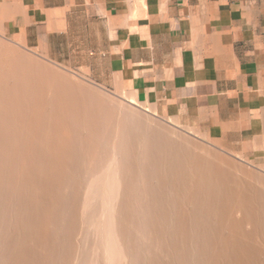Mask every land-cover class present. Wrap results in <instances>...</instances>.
I'll list each match as a JSON object with an SVG mask.
<instances>
[{
    "label": "bare ground",
    "instance_id": "1",
    "mask_svg": "<svg viewBox=\"0 0 264 264\" xmlns=\"http://www.w3.org/2000/svg\"><path fill=\"white\" fill-rule=\"evenodd\" d=\"M67 81H68V79H67ZM67 81H66V78L64 76L57 74L56 72H53L46 67L40 66L39 63H35L31 58L27 57L25 54L18 53L16 51H12L9 49L8 45L0 42V264H138L139 263L138 255L142 251V249L140 250V248H142V247L145 249L144 250L145 252L150 251L151 253L152 252L154 253V254L150 255L151 254L150 252H149L150 254L143 253L144 251L141 252V253H143V255L147 254L146 257L150 255L151 260L155 255H157V252L158 253L160 252L161 255L156 256L157 259L155 258L156 261L154 264H190L187 262V261H190V259L186 260L187 258H189V256L185 259V257H181V255L183 256L184 253L183 254H182V252L178 253L177 250L180 249V251H181L180 247L185 244V242H183V244H180L182 240L180 241V239H179L180 235H182V233H180V232H183L182 226H184V224L186 222H188L187 224H190V222H189L190 220L187 221V218L190 219V217L186 216L187 217L186 218L183 215L185 213L186 214L188 213L189 210L187 211V209L191 205L197 204V203L200 204V200H201L200 198H204V197H201L200 196L201 194L199 193V191L201 192L202 189L201 190L198 189V191L196 189V191L198 193L194 192V190H193L197 186L196 185V183H198L197 181H199V180L195 181L196 179H198L196 177H199L200 179L202 178V180L211 178L212 179V180L210 179L211 185L209 186V183H207V181H206L205 184L206 183L208 184L206 186L211 187L212 185L215 184V186L217 185V187H219V188H217V187L213 186V188H215V190L217 189L220 193H223L220 190V189H222L223 191H227L228 193H224L222 195L221 194L219 195L220 200L218 199L219 200L218 203H220V202L221 203L219 204L218 209H217V207H216V209H214L215 207L212 208L213 210L211 209L212 212H209V214L211 213L210 214L211 216L206 212V215L208 214L209 217H206V215L204 214L205 210H203L205 207H207L208 204L205 207H204V204H203V207L200 204L199 207L201 206L203 209L201 207H200V209L197 207L196 210L200 211L202 209L204 212V213L200 212V214L202 213L201 217L196 216L199 213H198V211L195 210L197 212V214H196L193 210L196 207L192 206V208H193L192 211L194 212V213L192 212L193 216L190 215L191 212H190V214H187V215H190L191 217H193L192 218V220H194L193 222H195L196 217H197L196 219H198V218L202 219V217H204V215H205V217H204L205 219H208V218L211 219V217L214 213V210H217L214 214H216L215 218H217V220L219 218L218 221L220 222V224L221 223L223 224L224 221H226L228 219V217L229 218L234 217L233 214L237 215V213H238L239 214L238 216H240V214L242 215V219L239 217L241 220L236 219L237 220V222H236L237 225L235 224L236 226H234V224H232L233 222L230 223L231 224L230 227L226 222H225V224H223L224 226L222 224L220 225L218 223L219 226L223 227L222 228V227L217 226V221H215L214 217H213V219L216 223L215 222L213 223L212 222L213 220L211 221V223H213L212 225L213 226L215 225V227H218L220 229V231H222L224 229H226L228 231V235L227 234L224 235L225 231H224V234H223V232H220V231L216 232L218 229H216L214 231L217 235L216 234L214 235L213 231L211 232L210 236L213 235L216 237L218 236L219 232L221 233V235H219V237L221 236L220 238H222V239H220V240H223V242L218 240L222 243V244L220 243L221 245H220V247H218V249H221V251H219L217 249L219 252H221L219 254H221L222 256L224 255L223 257L229 256V253H230V255L235 253L234 255L236 256V253H237L238 256L239 255L243 256V257H240V259L239 258L236 259L237 257L235 258L234 255H233L234 259H231L232 256L231 257L229 256L231 260H228L229 259V257H228L227 263L225 262L224 259H223L224 261L223 260H221V261L225 262V264H264V241H263L264 239L263 240L261 239L263 241V242L261 241V243L258 242V240H257L259 237L262 238L261 235H264L263 234L264 228L262 229L261 226H256L257 224L260 223V221H258L257 219L260 216L262 217V219L264 218L263 217L264 216V211H263L264 207L262 208L263 210L260 209V211H259V209H258L259 212H261V211L263 212V213H261V214H263V216L257 215V214H259L258 212H257V214H256V212H253L255 209H257L259 207V206L257 207V205L259 203H260L261 207L264 205L263 195L261 194L262 197H261V195H259L263 189H261V191L259 190L260 192L258 194V191H256L257 188L254 187L255 182L254 183L252 182L254 185H252V183L250 182V181H256L259 183L261 182L260 184L263 185L264 184V175L263 174H262L263 175V177H262L261 174L260 175L254 174V171L253 172L250 171L249 173H246V174H248V178H249V179H246V183L249 182L248 185L246 183H245L246 184L245 185L244 184L245 181L243 182L241 180L242 178L240 177V179L236 178V181L233 179L234 182H232V180H231V182H232L231 184H234V185H232L233 187H231V185L227 186L226 184H228V183H225L227 180L224 181L225 180L224 176H223L224 180H221V178H216V180L214 179L215 181H218V179H220V180L218 182L213 183L214 182L213 177H210L209 175H211V174L207 173L209 170V169H206L207 166H208V168H209V165L212 166L213 168H215L219 172V175H220L221 172L219 170L222 171L223 169H221L219 166L224 165L226 160L224 158H222L220 155L222 160L224 159V163L222 162L221 159H220L221 162H217V161L216 162H214V161L210 162L211 159L209 158L210 160H208L206 158L207 156L205 157V155L201 151V150H204V151L206 150V148H204V147L207 144H205L204 146L203 145L201 146L202 143L200 141H199V143H201V144L196 143V141L194 142L192 140H189L185 136L181 137V136L174 134L173 130H176V129H174V128L172 129L171 126L173 125L175 127H179L178 126L179 124L177 122L178 120L175 121L174 120L175 117L173 120H171L172 119L171 118L170 121L167 119L168 122L171 124V126L168 125L170 128L166 127V124L164 126V128L168 129V131H169L168 133H171L170 135H172V133H173L175 136H178L179 138L180 137L184 138L185 141L188 142V145L186 143L185 144L186 146H185L182 143L174 141V140L168 141L170 136L167 135L169 137L167 140H164L165 141V143L163 145L164 148H161L162 151L160 149V151H161V155L159 154L160 158L163 157L162 152H164L166 154H169L168 157H163L168 162H171V160L173 161V158H171L169 161L168 160L169 157H174L175 159H177L176 163L178 165L179 164L181 165L183 161L185 163L188 162L187 164L191 165V167L192 166L196 167L197 171L194 170V172L195 171L198 172V174H194V172H193V174H191V172H190L191 168H189L190 166H187V168L190 169L189 170L190 175H198V176H195V178H193L194 176L193 177L188 176L189 173H187V174H185V176H184L185 178H184L183 177L184 174L183 173H182L183 175L181 174V172H182L181 169H182V167L185 168V165H186L185 163H184L185 165L182 164L184 166H181V169H179L181 172L178 170V168H176L174 170H177V171L175 172V174H173L174 171L171 170L173 172L172 174L175 175V177H176V175L178 176L176 178H179L178 182L183 183L182 185H184V183H186V182L188 183V181L191 180V177L193 178V181H195V184L193 183L194 185L192 184V186H188V184L186 183L188 188L185 189V191L182 189V191H184L185 193L182 191H179V196L175 195L176 197L172 198V200L174 199L175 202L178 201L177 204H179V201H180L181 205L185 208V211H183V212H185L184 214L180 211H179V214L176 213V214H178L177 219L180 218L178 220L180 222H178L177 220H176L177 222L173 221V219L176 218V217H174L176 215L174 214L172 216V218H173L172 221L174 223H176L177 226L180 225L182 231L178 227L180 234H179V237L176 236V234H178L175 232V230L177 229L176 228L177 226L175 225L176 227H174L170 223L171 229H170V225H169V232H170V230H172L173 227L176 228V229L173 228L174 231L173 230L172 231L175 232L174 234L176 237H178V240L176 237H175L176 240L171 239L172 235H170V234H172V232L170 234H167V237L170 236V239L166 237L167 239L165 240V238H163V240H165L166 242H168V240L180 241V243L178 242V244H177L178 246L180 245L179 248H176L175 244H167L166 243L167 245H163L165 242L164 241L159 242L158 239L162 238L165 234H163V236H162L161 232H163V231H161L160 236L158 235L159 231L162 228L160 230L157 229L159 227V225H157V224L160 223L163 225V222L161 223L160 220L163 221L162 218H164V215H166L167 212L169 215L171 214L170 212H172V211H167V208H168L167 205L169 204V207H171L170 204L171 203L173 204V201L171 202V199L169 197H167L170 195L169 194L165 195V198L166 197L169 198L171 203L166 202V203H168L167 205H164V206H167V208L164 207V209L166 208V210H163L162 209L163 207H161L162 212L161 211L158 212V213L161 212V214H162L164 211L163 215L160 214V216H162V218H160V216L157 215V212H154V211L157 210L156 209L157 207L159 208L160 206H163L162 205L163 199L161 200V198L159 197V200L162 203L159 206H157L158 204L156 205V203H159V202H157L158 200L156 201L154 198V200L156 201V203H155V201L150 198L151 201L153 200L152 201L153 203L152 204L150 203V205H149L148 197H151V196H148L147 199L145 198L146 195H150V192H152V190L151 191L149 190L148 191L149 193L144 195V199H146V201H147V202H145L147 204V209H145V207H144V206H146V204L144 203L145 204L144 205L143 202H141V200H143V198L141 200L140 199L139 200H140V203H142L144 206L143 205H137L139 202L138 199L136 198V201H137V203H136V201L134 202V200L132 198V197H134V199H135V196H137V197L141 196V194L138 195L139 190H138V192H135L137 194H135V193L133 194L132 191L133 190L136 191L138 189L136 187H135L136 189H133L134 188L133 184L135 185V182H137V184H138V179L142 176L141 174H143L145 171L148 172L149 170H152L155 167H157L158 166L157 162H159V161H156V162L154 161L155 163H157L156 164L157 166H151L150 165L151 168L154 167L152 169H149V170L144 169L145 170L144 172H140L142 169L140 171H138L137 174L139 175V172L141 174H140V177L138 179L135 178L136 180L134 183L131 180V177L129 178L130 174L132 173L131 166L133 167V165L135 163H137V161L136 162L134 161V163H133L132 160L133 159L137 160V158H138V160L141 161V159H139V157H138L141 155L140 152L141 151L144 152L145 150H147L148 148L153 146L152 143L155 141H153L150 144L149 139L151 140L154 136V134L152 135V132L153 131L155 132V130H157L159 133L160 132L159 129L154 128L155 130L148 132V133H151L150 135H152L151 136L152 138H148L147 137L148 133L147 134L145 133L147 136H142V135H145V134H142L141 136H139L138 143L135 142L133 140L135 137L133 138L132 137L133 135L132 136L130 135V134H133L134 132L133 131L131 132L130 130L135 124L137 125L138 123H140L139 121L137 122L136 120L140 119V117L142 115V114H140V116H139L138 113H141L143 111L138 112L135 109L138 112V113L136 112V114L139 116V118L136 117L137 118L136 120L131 119L129 121L128 117H126L127 115L125 116V114L123 115V113H118L113 108L108 109L109 107L107 108L105 103L103 104V102L101 101L102 99L99 98L97 94H93L94 96L88 95L81 87H79V85L77 86L74 83H67ZM133 97H135V96H133ZM121 101H123V100L121 99ZM128 101L130 103H134V99L132 98V96H130V99ZM134 104H136L138 106L140 105L138 101H136ZM150 105H149V107H150ZM121 106L124 107L125 105L124 106L121 105ZM143 106H145V105H143ZM126 107L128 109L129 105H126ZM141 108L144 109L143 107H141ZM145 108H146L145 109L146 111L152 113L153 115H157V114H155V110H153L152 108L151 109L148 107H145ZM129 110L132 111V113L135 112L133 107H129ZM126 113L128 114V112H126ZM148 115H146V112H145L146 117L145 116L143 117V115H142L141 118L145 119L148 117ZM153 115H151V116H153ZM129 116H131V113ZM130 118H132V116ZM150 118H148L149 124H150V120L152 119V118L151 119ZM154 118H156V117H154ZM143 119H142V121H143ZM162 119H164V118H162ZM132 120L134 122L136 121V123L134 124ZM128 121L129 122L132 121L131 122L132 127ZM157 121H159V120H157ZM143 122L146 123L145 121H143ZM152 122L150 124L151 126L155 124V122H153L154 124H152ZM139 125L140 124H138L136 127L139 128ZM146 125L144 124V126L147 129V127H149V125L148 126H146ZM156 126L158 127L159 125L156 124ZM161 126H163V125H161ZM111 127H112V129H111ZM141 127H142V124H141ZM138 128L134 127L133 129L134 130L136 129L137 130L136 132L139 131V133L140 132L143 133L142 131H140L141 129L138 130ZM150 128L152 129L153 127H150ZM150 128L148 131H150ZM161 129L163 130V128H161ZM167 129H164V130L166 131ZM143 130H144V128H143ZM144 131L147 132L146 130H144ZM177 131H179V130H177ZM125 132H128L126 134H129V137L131 136L133 138V139H131V142L134 141L132 143V145H134L135 143L138 144V145H136V144L135 145L137 146L136 148L138 149V151L140 149V152H138L136 150L139 155H136L137 153L132 150V149H134V147L131 144L130 145L132 146V149H131V151L129 150L130 146L127 144V142H129V143H131V142L129 141L130 139H128V138L126 139V141L127 140L128 141L127 142L125 141V136L126 137L128 136V135H125ZM161 133H162L161 138L164 139L166 136L162 137V135H164L163 134L164 132H161ZM189 133L193 134L196 137H199V134L195 133V131L193 133L192 132H189ZM109 134H110L112 140L114 141L113 144L115 143L116 146H114L113 144L111 146V143H110V147H113L114 149H110V152H108V155L105 154L106 157H105V160L103 159L104 161L103 160L101 161V159H99V161L102 162V164H100V166L98 165V167H100V168L96 167L95 171L93 170L94 172L92 174L90 173V171H89L90 174H88L86 171L87 168H86L85 164H87L89 166L88 168H91V166H90V165H92L91 159L93 157L95 158L96 155H97L96 157H98V155H100V153L98 154V149H99L98 146H100V143L103 142L105 140V138L106 139L108 138ZM137 135H135V136H137ZM154 137H157V136H154ZM201 137H202V135H201ZM77 138H78V141H76ZM181 138L179 140H181ZM184 139L182 141H184ZM201 139H204V138L202 137ZM135 140H137V139H135ZM160 143H161V141H160ZM101 146H102V148L104 147L103 145H101ZM208 146H210V145H208ZM155 147H157V146H155ZM159 147L160 146L158 145V147H157L158 149H156V148L155 149L159 150ZM121 149H123V150H121ZM155 149H154V152H155ZM208 149L206 150L207 152H208ZM150 150H153V149H149L148 152L151 153L152 151H150ZM121 151H125V152L130 151V153L133 152V153H131V155H132L131 158H133V159H130L132 161L133 165L130 164L131 162L128 163L127 159H124V160H127V162H126L127 164L125 163L124 160H122L121 155H123L125 153L121 152ZM39 152L42 153V155H43L42 159L45 162H43L41 164H39V163L37 164L33 161L34 163H32V160H35V159L39 160L40 159L39 157H37V156H39ZM207 152H206V154L208 155ZM209 152H211V151H209ZM212 152H213V150H212ZM120 153H121V155H120ZM145 153H147V152L145 151ZM158 153L159 152L157 151V155H158ZM74 154H77V156ZM154 155L156 156V152ZM210 155L212 157L213 153ZM227 155H228V153H227ZM127 156L129 157L128 154H127ZM147 156L151 158V156H149V155H147ZM147 156L142 158L143 159L141 161L142 163L139 161L141 164L138 162V165L139 164L140 165L145 164V163H143V161L146 160ZM155 156L153 158H157ZM79 157L81 158L80 159L81 161L82 160L84 161V163L82 162L83 164L80 162L82 164L81 166L79 165L80 163H78ZM102 158H104V157H102ZM160 158H158L157 160H160ZM163 158H161V159H163ZM214 159H217V158H214ZM240 159L243 160V157ZM153 160H156V159H153ZM165 160H164L165 167L163 166L164 165L163 164L161 168H165L166 170H164V169L163 170L166 172L168 169L171 168L170 166L172 164H170V163L167 164L168 162L166 161L167 162L166 163ZM180 160H182V162ZM94 161H95V159H94ZM146 161H148V160H146ZM149 162L150 161H148V163ZM152 162L153 161H151V163ZM92 163H94V162H92ZM148 163H146V164H148ZM228 163L230 164V162H228ZM239 163H242V162H239ZM146 164H145V167H146ZM161 164H159V165H161ZM138 165L136 164V166H138ZM152 165H155V164L153 163ZM239 165H236L235 162H233V164H231L228 167H230V169H232V170H233V168L235 169V167H236V169L238 168V170L240 171L242 166H241V164H239ZM79 166L80 167L83 166V168L81 169L82 171L84 169L83 172L81 170L79 171V169H80V168H78ZM174 166H175V164H174ZM135 167L133 169L134 171L137 170V168L135 169ZM141 167L145 168L143 166H140V168ZM176 167H178V166H176ZM243 167H245V166H243ZM247 169H246V172H247ZM138 170H139V168H138ZM156 170L157 169L155 168L154 171H152V172H155ZM158 170H157L158 172H161L163 174L164 171H162L160 169H158ZM241 170H243V169H241ZM178 171H179V174H177ZM185 171H188V170H185ZM225 171L223 170V173ZM147 172H145V173H147ZM152 172L149 173V176H150V174H152ZM158 172H156V174ZM169 172L170 171H168V173ZM227 172H228V170H227ZM241 172L242 171H240L239 173H241ZM168 173H166L165 176ZM229 173H230V171H229ZM244 173L245 172H242L241 174H243V176H246V174H244ZM257 173H259V172H257ZM233 174L230 173L229 176L233 177V176H231ZM82 175H83L84 179L81 178ZM144 175H146V174H143V178H144ZM159 175H160V173H159ZM163 175H162V177L160 175V178H163L160 180L161 182H162V180L164 181V180L168 179L167 177H166V179H164ZM215 175L218 176L216 173H215ZM224 175H226V174H224ZM227 175H228V173H227ZM72 176H73V179L69 178ZM131 176L134 178L135 177L134 173H132ZM154 176L158 177V174L155 175V173H154L152 178ZM167 176L169 177L170 173ZM186 176L190 177L189 180ZM235 176H236V173H235ZM175 177L173 176V178L176 182L177 179ZM237 177H239V176L237 175ZM146 178H147V176H146ZM160 178L158 177V181ZM170 178H172V176H170ZM227 178H228V176H227ZM140 179L141 180H139V181L141 183V181H143V180H142V178H140ZM172 179H170L171 181H169V179H168L169 183L172 182ZM185 179H187V181ZM150 180H152V179H150ZM150 180H145L143 184L141 183L143 185V187H146L145 184H147V186H148V184L152 185V182H155L153 180L152 181H150ZM238 180L239 181L241 180V182H243V183L239 182L240 184H238V182H237ZM243 180H244V178H243ZM178 182H177V186L181 187V184L178 185ZM199 182H201V180ZM203 182H201V185L203 184ZM228 182H230V181L228 180ZM156 183H155V185H152V186L153 187L156 186L157 185ZM162 184H163V182H162ZM170 184H168V185L171 186L173 184V182L171 185ZM151 185H149L150 187L149 188L147 187V188L148 189L152 188L154 190L155 188L151 187ZM199 185L200 184H198V186ZM164 186L165 185L163 184V186H161L160 188H163ZM169 186H167V188H165V189H168ZM172 186H175V185H172ZM130 187H131V192L133 194L132 197H131V195H129ZM185 187L186 186H184V188ZM205 187L203 186L202 188H205ZM209 187L206 188V190L209 189ZM224 187H226V188H224ZM160 188L156 187V189H160ZM182 188H183V186H182ZM213 188L212 187L210 188L209 194L211 192H213V193L217 192V191H211V190H213ZM139 189L141 190L140 187H139ZM143 190L144 189H142V191ZM162 190L166 194L165 190L164 189H162ZM162 190H158V191L155 190V193L152 192L153 195L152 194L151 195L154 197V194L160 193ZM204 190H203V192H204ZM181 192L184 194H182ZM167 193H170L172 196V192H167ZM174 193L177 194L178 192L176 193V191H175ZM206 193H208V191H206L205 194ZM202 194H204V193H202ZM158 195H160V194L155 195L157 199H158V197H157ZM162 195H164V194L162 193ZM206 195H205V197H207L208 198L207 200H209V197L211 198V196H206ZM210 195H212V194H210ZM214 195L215 194H213V197H214ZM217 195L218 194H216V197H218ZM213 197H212V200L214 202L215 197L214 198ZM175 198H177V200ZM169 199H166V200H169ZM198 199H200V200H198ZM197 200H198V202H197ZM203 200L204 199H202V201ZM205 200H204V202H205ZM212 200H210V201L212 202ZM195 201H196V203H195ZM211 202L208 201L207 203H209V205H212ZM261 202L263 203L262 205H261ZM214 204H215V202L213 203L212 206H215ZM216 204H217V202H216ZM154 205H156V208ZM137 206H140V207H137ZM175 206H177V205H175ZM194 206H196V205H194ZM220 206H221V208H220ZM209 207L210 206H208V208ZM261 207H259V208H261ZM208 208H206L207 211H209V209H210V208L209 209ZM219 208H220V210H219ZM153 209H154V211H153ZM175 209H174V211H175ZM178 210H181L180 207ZM178 216H179V218H178ZM254 216L256 218L258 216L259 217L256 219V218H254ZM157 217L160 218V219L158 218L160 221L159 223H156V222H158L156 220ZM261 217H260V219H261ZM204 218L202 220L207 221ZM231 218H230V220H231ZM165 219H166V217H165ZM201 219H200V223H201ZM166 220H168V219H166ZM232 220H234V219H232ZM170 221H171V219H170ZM257 221L259 223H257ZM263 221H264V219H263ZM263 221H262V224L260 223L259 225H264ZM197 222L199 223V221H197ZM208 222H209L208 225L210 226L209 219L205 223H208ZM164 223H165V221H164ZM182 223H184V224L182 225ZM205 223L203 222V224H205ZM187 224H185V225H187ZM201 224H198V225H201ZM238 224H239V226H238ZM191 225L196 226V222H195V224L193 223ZM208 225H206V226H208ZM241 225H245L246 226V227L244 226L245 229L249 226L253 227V229H251V231H249V230L246 231L247 229L244 231L243 226H242V228L240 227ZM188 226L189 225H187L186 227H188ZM186 227H185V229H186ZM191 227L189 228L190 231L193 230V228H194V227H192V229H191ZM164 228H163L164 232L168 231V230H166L167 227H164ZM198 228L196 227V229H198ZM185 229H184L183 234L186 233L185 231H188L187 230L188 228L186 230ZM211 229L214 230L215 228L211 227ZM248 229H250V228H248ZM205 230H206V228H205ZM190 231H188V232H190ZM198 231H200V229ZM207 231H209V230H207ZM169 232H166V233H169ZM188 232H187V234H185L186 239L191 240V238H190L191 235L189 233V235H190L189 236ZM195 233H197V231ZM204 233H206V232L204 231ZM208 233H210V231ZM191 234H193V232H191ZM196 235L199 236L198 234H196ZM208 235H203V236L206 238V236L208 237ZM203 236H200V241H202L201 238ZM182 237H180V238H182ZM86 238L87 239L89 238L90 240H86ZM173 238H174V236H173ZM211 238H213V240H214V237H211ZM233 238H236L237 239L236 241H239V240L245 241V242H238L239 244L236 242L238 244V246H237V244L234 243L235 244L234 246H237L236 247L237 249H238V247L240 248V250L238 249L239 250L238 252H237V250H235L234 246L232 248V246L227 243V242L231 241ZM193 239L196 240V237H193ZM228 239H230V240L228 241ZM184 240L185 239L183 238V241ZM197 240H198V237H197ZM210 240H212V239H210ZM213 240H212L211 245H209L210 244L209 243L207 245L204 244V246L208 247V249H209V246H214V245H212V244H215L213 242ZM246 240H247V242H246ZM203 242L204 241H202V243ZM209 242H211V241H209ZM195 243L198 244L197 241ZM199 243L201 244V242H199ZM160 244H162V245H160ZM188 244H189V242H188ZM141 245H142V247H141ZM194 245H196V244H194ZM215 245H216L215 247L217 248L219 243L215 244ZM232 245H233V242H232ZM200 246L198 249L201 248ZM184 247H186V245H184ZM202 247H203V245H202ZM186 248H188V250H186V251H190L189 247H186ZM191 248H192V246H191ZM196 248L197 247L193 248L192 250L194 251V249L196 250ZM203 248L200 249L201 252H202ZM173 249L178 254H180L178 256H180L182 259L184 258V260L174 259V257L177 256V254H176V252H173ZM231 249H232V251L234 249V251L232 252ZM217 250L215 249V251H217ZM183 251H185V250H183ZM199 252H198V254H199ZM201 252H200V254H201ZM174 253L176 254V256L174 255ZM187 254H188V252H187ZM195 254H197V253H195ZM206 254H208V253H206ZM213 254H215L214 251H213ZM192 255H194V253L190 254V256H192ZM151 256H153V257L151 258ZM196 256L197 255H195V257ZM200 256H199V258L201 260L200 262L196 261L197 259L195 260L194 259L195 257L193 258L194 262L192 259H191L192 260L191 262H193L195 264L197 262H198V264H208L210 259H212L210 257L213 255H211L210 257L208 256L210 259L209 260L207 259L208 260L207 263H204V262H206V260L203 261L201 259V257L204 255H202L201 257ZM142 257H140V260ZM146 257L144 256L143 259L145 258V260H146ZM180 257H178V258H180ZM206 257H207V255H206ZM216 257H214V258H216ZM219 257H217V258H219ZM197 258H198V256H197ZM202 258H204V257H202ZM145 260H143V261L146 262ZM221 261H218V262L221 263ZM144 262H142V263L144 264ZM149 262L153 263V261L152 262L149 261ZM149 262H146V263L149 264ZM213 262H216L215 259L213 260ZM219 263H214V264H219ZM140 264H141V261H140ZM209 264H212V262H210Z\"/></svg>",
    "mask_w": 264,
    "mask_h": 264
},
{
    "label": "crops",
    "instance_id": "2",
    "mask_svg": "<svg viewBox=\"0 0 264 264\" xmlns=\"http://www.w3.org/2000/svg\"><path fill=\"white\" fill-rule=\"evenodd\" d=\"M0 17L10 39L50 54L63 38L96 82L119 79L161 117L264 167V0H0Z\"/></svg>",
    "mask_w": 264,
    "mask_h": 264
},
{
    "label": "rangeland",
    "instance_id": "3",
    "mask_svg": "<svg viewBox=\"0 0 264 264\" xmlns=\"http://www.w3.org/2000/svg\"><path fill=\"white\" fill-rule=\"evenodd\" d=\"M0 26H1V29H2V30H0V42H1V43H4V44H6V45H8L10 50H12V51H16V52H18V53L25 54L27 57L31 58L35 63H39L40 66L46 67V68H48L49 70H51V71H53V72H56L57 74H60V75L64 76V77L66 78V81H67V79H68L67 83H74V84H76L77 86L79 85V87H81V88H82V89H83L88 95L94 96L93 94H97L98 97L102 99L101 101L103 102V104L105 103V105L107 106V108L109 107L108 109L113 108V109H115L118 113H123V115L125 114V116L127 115L126 117H128L129 121H130L131 119L136 120L137 118H139L140 114H142L143 117H144V116H145V112H146V115L149 114L148 117L145 118L146 120L143 119V118H141L142 115H141V117H140L141 120H140V119H137V120H136L137 122H138V121L140 122V123H138V124H140V125H139V128L136 127V126L138 125V124H137V125L135 124L136 121L134 122V121L132 120L133 123L135 124V125L133 124V125H134L133 127H132V123H131L132 121H131V122L128 121V122L130 123L131 127H132L130 131H131V132H132V131L134 132L133 134H130V135H131V136L133 135L132 137H133V138L135 137L134 139H133L131 136L129 137V134H126V133H128V132H125V135H128L127 137L125 136V141H126V139L128 138V139H130V140H129L130 142H131V139H133L135 142L138 143L139 136H141L142 134H145V133L147 134L148 132H151L152 130H155L154 128L159 129V131H160L159 133H160V134L158 133L157 130H155V132H154V131L152 132V135L154 134V136H157V137H154V136H153V138H152V137H151L152 135H150L151 133H148V136H147L146 134H145V135H142V136H147L148 138H152V139H151L152 141L149 139L150 144H151L153 141H155V142H153L154 144L152 143L153 146H151L150 148H148L147 150H145L147 153H145V151H144V152L141 151V152H142V153H141V152H140V149H139V151H138V149L136 148V147H137L136 145H138V144L135 143V144H136V145L134 144L135 146L132 145V143H133L134 141L131 142V143L127 142L128 140L126 141L127 144L131 147V148L129 147V150H130V151H131L132 146H133L134 149H132V150L135 151V152L137 153V154L135 153L136 155H139L138 152H140V154L143 156V157H142L141 155H140L141 157L138 156L139 159H141V161L143 160L142 158H144L145 156H147V155L151 156V158L147 156L149 159L146 157V160L150 161L149 163H148V161H146V160L143 161V163H145V164L148 163L149 165L146 164V167H145V164L140 165L142 162H141L140 160H138V158H137V160H134L133 158H131V156H132L131 153H133V152L130 153V151H128V152H129V153H128L127 151H126V152H125V151H121V152H124L125 154L127 153V154L129 155L130 158L127 156V154L125 155V154L122 153V154L124 155V156H123V155H121V153H120V155L122 156V160L127 159V160H128V163L131 162L130 164H132V165H133L134 161H135V162L137 161V163H135V164L133 165V167L131 166V168H132V173H134L135 177L133 178V177H132L133 175L131 176L132 173H131L130 176H129V178L131 177V180L133 181V183H134L135 180H136L135 178L138 179V178L140 177V174H141L140 172H144L145 170H149V169L154 168V167L151 168V166H157V165H156L157 163H158V166H159V167H158V166L155 167L157 170H158V169H160V170H162V171L166 170L165 168H161V167H162V165L164 164V160H165L163 157H168L169 154H166V153L162 152V153H163V155H162L163 157H161V158H163L164 160L160 158V155H161V151H162L161 148H164V146H163L164 143H165L164 140H167L169 136H170V137H169V140H168V141H170V140H174V141H177V142L182 143L183 145H185L186 143H187V145H188V142L185 141L184 138H181L182 136H185V137H187L189 140H192V141H194V142L196 141V143H199V141H200V142L202 143V144L199 143V144H201V146H202V145L204 146L205 144H207L204 148H206V150L209 148V149H208V152L205 150V151L208 153V155L206 154V152H205L204 150H201V151H202V153L205 155V157L207 156L206 158H207L208 160L211 159L210 162H212V161H214V162H216V161H217V162H221L222 158H224V159L226 160V162L224 163V159H223L222 162L224 163V165H220L219 167H220L221 169H223L224 171L227 169L228 172H227V170H226V171L223 173V170H222V171L219 170V171L221 172V174H220L221 176L219 175V172H218L215 168H213V167L210 166V165H209V168H208V166H207L206 169H209L207 173H210V174L212 175V176H211V175H209V176H210V177H213V181H214V182L212 181L213 183L218 182V181L220 180V179H218V181H215L216 178H221V180H224V178H225L224 181L227 180L225 183H228V184H226V185H227V186L231 185V187H233L232 185H234V184H231V183L234 182V180L236 181V178H237V179H240V177H241V178H242L241 180H242L243 182L245 181V182H244V184H245V183H246V179H249V178H248V174H246V173H249L250 171H252V172L254 171V174H256V175H257V174H259V175L261 174V176L263 177V175H264V167L258 166V165H256L254 162H252V161H248V160L243 161V160H241V159H240V156H238L237 154H235V153H233V152H231V151H228V150L224 149V148L221 147V145H219V143L216 142V141H211V140L209 141V140L201 139L202 137H201L200 135H199V137L194 136L193 134L189 133V132H192V133H193V132H194V131H192L193 129H191L190 127H187L186 125H184L183 122H181V123L178 122V124H179L178 126H179V127H175V126H173V125L171 126V124L168 122V120L170 121V119H168V120H167L166 118L162 119L163 117H161L159 114H157L156 110H155V114H157V115H153L152 113L146 111V110H145V109H146L145 107H148V108H150V109L152 108L153 110H154V108L151 107V106L149 107V105H146L145 103L140 102L139 100H138V102H139V104H140V105H139L140 107H139L138 105L134 104V103L137 101V99H135L136 96H135L134 94L131 93L132 91H129L128 89H126V88L120 83V80H119V79H115L113 87H111V86H110V87H107V86H105L104 83H98V82H96L95 79H93V77H92V74H91L90 69H89L88 67H85V66L82 67V66H81V62L84 61V58H85V57L81 56L79 53H78V54H75V53H74V48H73V47H71L70 49L65 48V46H64V44H65V40H64L63 38H58V37H56L55 39L51 40V41H52V45H51V49H50V54H46L45 51H49V50H47V46L44 47V46L42 45V44H43V41H36V40H33L32 43H34V45H33V46H32V45H31V46H27L26 43L23 42V41H21V40H12V39L9 38V36H8V33H9V32H8V26H6V28L3 30V28H4L3 26H5V25H4V22H3V20L1 19V17H0ZM70 43L73 44V40H72V39L70 40ZM35 44H39V45L36 46ZM44 65H45V66H44ZM70 75H71V76H70ZM115 94H116V95H115ZM117 95H118V96H117ZM122 96H123V97H122ZM127 96H128V97H127ZM130 96H132V98L134 99V103H130V102L128 101V100L130 99ZM133 96H135V97H133ZM128 98H129V99H128ZM121 99H122L123 101H121ZM135 100H136V101H135ZM131 101H132V100H131ZM121 102H122V103H121ZM124 102H125V103H124ZM129 103H130V104H129ZM131 104H132V105H131ZM133 104H134V105H133ZM108 105H109V106H108ZM121 105H123V106L125 105V106L122 107ZM126 105H129V107H133L135 112L132 113V111L129 110V107H128V109H127ZM143 105H145V106H143ZM141 107H143L144 109H142ZM135 109H136L138 112H139V111H140V112L143 111V112L138 113ZM122 110H123V111H122ZM126 112H128V114H127ZM129 112L131 113L132 118H130L131 116H129V115H130ZM136 112L139 114V116L136 114ZM152 112H153V111H152ZM143 113H144V114H143ZM151 115H153V116H151ZM136 117H137V118H136ZM145 117H146V116H145ZM150 117H151L152 119H151ZM154 117H156V118H154ZM148 118L151 119V120H150V124H151V122H152L153 120H154L153 122H155V124L152 122V124H154V125L151 126V125L149 124V119H148ZM128 119H127V120H128ZM142 119H143V121H145L146 123H144V122L142 121ZM165 119H166V120H165ZM157 120H159L160 122L157 121ZM147 121H148V122H147ZM161 122H162V123H161ZM163 123H164V124H163ZM141 124H142V127L144 126V124H145V125L147 124L146 126L149 125V127H147V129H146L145 126L143 127L144 130H146L147 132H145V131L143 130V128L141 127ZM156 124L159 125V126L157 127ZM165 124H166V127H168V128H170L169 126H171L172 129H173V128L176 129V130H173V131H174L173 133L176 134V135H178V136H181V137H180L181 140H179L180 138H179L178 136H175L173 133H172V135H170L171 133H168V132H169L168 129H167V128H164ZM161 125H163V126H161ZM168 125H169V126H168ZM180 125H181V126H180ZM160 126H161V127H160ZM134 127H135V128H138V130L141 129L140 131H142L143 133L140 132V133H141V134H140L139 131L136 132L137 130H136V129L134 130V129H133ZM150 127H153V128L151 129ZM149 128H150V131H148ZM161 128H163V130H162ZM106 129H107V128H106ZM106 129H105V130H106ZM111 129H112V127H111ZM129 129H130V128H129ZM132 129H133V130H132ZM164 129H167V130L165 131ZM185 129H186V130H185ZM177 130H179V131H177ZM188 130H189V131H188ZM114 131H115V130H114ZM161 132H164V133H163L164 135H162V137H165V136H166V137H165L166 139H165V138H164V139L161 138V134H162ZM175 132H176V133H175ZM181 132H182V133H181ZM129 133H130V132H129ZM138 133H139L140 135H139ZM155 133H156L157 135H156ZM177 133H178V134H177ZM137 134H138V135H137ZM165 134H166V135H165ZM180 134H181V135H180ZM135 135H137V136H135ZM158 135H159V136H158ZM167 135H169V136H167ZM149 136H150V137H149ZM171 136H172V137H171ZM174 136H175V137H174ZM77 137H78V136H77ZM200 137H201V138H200ZM113 138H114V137H113ZM135 139H137V140H135ZM183 139H184V141H182ZM159 140L161 141V143H160ZM178 140H179V141H178ZM76 141H78V138L76 139ZM104 141H105V142H104ZM104 141L100 143V146H101V145L104 146L103 148H102V146H101V147L98 146V147H99V149H98V154L100 153V155H98V157H96V156H97V155H96L95 158L93 157V158L91 159V160H92V161H91V164H92V165H90L91 168H88L89 166H88L87 164H85V166H86V168H87V169H86V168H85V169H86V171H87L88 174H90V173L92 174V173L95 171V168H96V167H97V168H100V167H98V165L100 166V164H102V162H100L99 159H101V161H102L103 159L105 160V157H106L105 154L108 155V152H110V149H114L113 147H110V143H111V146H112V144H113V142H114V141L112 140L110 134H109V136H108L107 139L105 138ZM109 141H110V142H109ZM111 141H112V142H111ZM107 142H108V143H107ZM156 143H157V144H156ZM159 143H160V144H159ZM203 143H204V144H203ZM212 143H213L214 145H213ZM130 144H131L132 146H131ZM113 145L116 146L115 143H114ZM154 145L157 146V147H158V145H159V146H160V147H159V150H156V149H158V148L155 147ZM208 145H210V146H208ZM217 145H218L219 147H218ZM162 146H163V147H162ZM185 146H186V145H185ZM185 146H184V147H185ZM109 147H110V148H109ZM153 147H154V148H153ZM211 147H212V148H211ZM101 148H102V149H101ZM104 148H105V149H104ZM155 148H156V149H155ZM221 148H222V149H221ZM145 149H146V148H145ZM149 149H153V150H150V151H152L153 153H152V152H151V153L148 152ZM154 149H155V152H156V156L154 155V154H155ZM160 149H161V151H160ZM210 149H211V150H210ZM218 149H219V150H218ZM121 150H123V149H121ZM136 150H137L138 152H137ZM143 150H144V149H143ZM212 150H213V152H212ZM214 150H215V151H214ZM223 150H224V151H223ZM99 151H100V152H99ZM111 151H112V150H111ZM157 151L159 152L158 155H157ZM203 151H204V152H203ZM209 151H211V152H209ZM104 152H105V153H104ZM149 153H150V154H149ZM209 153H210V154L213 153L212 157H211V155H210ZM227 153H228V155H227ZM229 153H230V154H229ZM103 154H104V155H103ZM144 154H145V155H144ZM159 154H160V155H159ZM165 154H166V155H165ZM74 155L77 156V154H74ZM164 155H165V156H164ZM220 155H221L222 158L220 157ZM226 155H227V156H226ZM229 155H230V156H229ZM154 156L157 157V158H153ZM170 156H171V155H170ZM214 156H215V157H214ZM234 156H235V157H234ZM37 157H39L40 159L38 158L39 160H37V159L32 160V163L35 162V163H37V164H38V163L41 164V163L45 162V161H43V159H42V157H43L42 153L39 152V156H37ZM102 157H104V158H102ZM158 158H160V160H157ZM171 158H173V161L171 160V162H168L167 160H165V162H166V161L168 162V163L166 162L167 164L170 163V164H172V165L170 166V167H171L170 169H168L166 172H165V171L163 172L164 175H163L161 172H158L159 170H158V171L156 170L155 172H152V171H154L155 168L152 169V170H149L150 172H152V174H150V176H149V173H150V172H149V171H148V172L145 171V172H147L148 174L145 173V172L143 173V174H146V175H144V178H145V179L143 178V174H141L142 176H141L140 178H142V180H143V181H141V183L143 184L145 180H150V179H152L153 181H155V182H152V185H155V183L158 181V177L160 178V175H161V177H162V175H163L164 179H166V177H167V178L169 179V181H171L170 179H172L173 176L175 177V175H173V174H175V172L177 171V170H174V169L178 168V170H179V169H181V166H184L185 164H186V165H185V168L182 167V169H181L182 172L179 170V171L181 172V174H182V173L184 174V175L182 174L183 177H184L185 174H187V173H189L188 176H192V177L194 176L193 178H195V176H198V175H190V172H191V174H193L194 170H196V167H194V166L191 167V165H188V164H187L188 162L185 163L184 161L182 162V160H180V161L182 162V164H184V163H185V164H184V165H182V164H181V165H180V164L178 165V164L176 163V160H177V159H175L174 157H169L168 160L170 161ZM209 158H210V159H209ZM214 158H217V159H214ZM238 158H239V159H238ZM80 159H81V158L79 157L78 163H80V162H81V163H82V162L84 163V161H83V160L81 161ZM94 159H95V161H94ZM97 159H98V160H97ZM130 159H133V160H132L133 163H132V161H131ZM153 159H156V160H153ZM220 159H221V160H220ZM87 160H88V159H87ZM89 160H90V159H89ZM104 160H103V161H104ZM127 160H124L125 163L127 162ZM174 160H175V161H174ZM219 160H220V161H219ZM33 161H34V162H33ZM98 161H99V162H98ZM139 161H140L141 163H140ZM145 161H146V162H145ZM151 161H153V162L151 163ZM154 161H155V162H156V161H159V162L155 163ZM227 161L230 162V164H229ZM231 161H232V162H231ZM238 161H239V162H242V163H239ZM92 162H94V163H92ZM95 162H96L97 164H96ZM122 162H123V161H122ZM138 162L140 163L139 165H138ZM174 162H175V163H174ZM233 162H235L236 165L241 164L242 167L245 166V167H243V168L241 167V169H243V170L240 169V171L245 172L244 174H246L247 177H246V176H243V174H241L242 172L239 173L240 171L238 170V168L236 169V167H235V169L233 168V170H232V169H230V167H228V166H230L231 164H233ZM81 163L79 164L80 166L83 164V163H82V164H81ZM123 163H124V162H123ZM153 163H154L155 165H152ZM161 163H162V164H161ZM173 163L175 164V166H174ZM237 163H238V164H237ZM251 163H252V164H251ZM126 164H127V163H126ZM136 164H137L138 166H136ZM159 164H161V165H159ZM226 164H227V165H226ZM150 165H151V166H150ZM252 165H253V166H252ZM80 166L78 167V168H80L79 171L83 168V166H82V167H80ZM135 166H136V167H135ZM140 166H143V167H145V168H142V167L140 168ZM149 166H150V167H149ZM163 166L165 167V164H164ZM172 166H173V167H172ZM176 166H178V167H176ZM187 166H190L189 168H191V170H190L189 168H187ZM239 166H240V165H239ZM134 167H135V169L137 168V170H136L137 172L133 170ZM148 167H149V168H148ZM167 167H168V166H167ZM78 168H77V169H78ZM138 168H139V170H138ZM168 168H169V167H168ZM186 168H187V169H186ZM193 168H194V169H193ZM247 168H248V169H247ZM141 169H142V170H141ZM144 169H145V170H144ZM163 169H164V170H163ZM229 169H230V170H229ZM244 169H245V170H244ZM246 169H247V172H246ZM249 169H250V170H249ZM93 170H94V171H93ZM140 170H141V171H140ZM171 170H173L174 173H173ZM183 170H184V171H183ZM185 170H188V171H185ZM189 170H190V172H189ZM214 170H215V171H214ZM231 170H232V171H231ZM237 170H238L239 172H238ZM81 171H82V170H81ZM83 171H84V169H83ZM83 171H82V172H83ZM89 171H90V173H89ZM138 171H140V172H139V175L137 174ZM168 171H170L169 173H170V176H172V178H170V176H169V177L167 176V175H169ZM179 171L177 172V174H179ZM196 171H197V170H196ZM196 171L194 172V174H198V172H196ZM209 171H210V172H209ZM211 171H212V172H211ZM229 171H230V173H232V174L236 171V172H235V173H236V176H235V173H234L233 175H231V176H233V177H230V176H229V175H230ZM135 172H136V173H135ZM156 172H158V173H157V174H158V177H157V176H154L155 178H154V177L152 178V176L154 175V173H155V175H157ZM252 172H251V173H252ZM255 172H256V173H255ZM257 172H259V173H257ZM159 173H160V175H159ZM166 173H168V174L165 176ZM172 173H173V174H172ZM215 173H216L218 176H216ZM227 173H228V175H227ZM237 173H238V174H237ZM224 174H226V175L228 176V178H227V176L224 175ZM262 174H263V175H262ZM136 175H137V176H136ZM237 175H238L239 177H237ZM74 176H75V175H74ZM146 176H147L148 179L146 178ZM188 176H186V177H187L188 180H189L190 177H188ZM223 176H224V178H223ZM242 176H243V177H242ZM150 177H151V178H150ZM156 177H157V178H156ZM176 177H178V176L176 175ZM176 177H175V178H176ZM192 177H191V180L188 181V183L186 182V183L188 184V186H192V184H193V183L195 184V181H197V180H199V181L201 180V182H203V181L205 180V181L203 182L202 185H201V182L197 181V182H198V183H196L197 186H198V184H200L202 187H203V186L205 187L206 185H208L207 183H209V186L211 185L210 182H211L212 179H211L210 177H209V178H210L211 180H210V179H203V180H202V178L200 179L199 177H196V178H198V179H196L195 181H193V178H192ZM245 177H246V178H245ZM69 178H72V179H73V176H72V177H69ZM77 178H78V177H77ZM81 178L84 179L83 175H82ZM140 178L138 179V184H137V182H135V185L133 184V187H134L133 189H136V188H138V189H137L136 191L133 190L132 192H133V194H134L135 192H138V190H139L138 195L141 194L142 197H141V196H140V197L138 196V197H139V198H138L137 196L134 195V196H135V199H134V197H132L133 194H132V192H131V187H130V192H129V195H131V197L133 198L134 202L136 201V198L138 199L139 202H138L137 205H143L145 202H147V201H146L147 197H148V196H151V197H148V203H149V205H150V203H151V204L153 203L152 201L154 200V198H155L156 201L158 200L157 202H159V203H156V201L154 200L155 203H156V205L158 204L157 206H159V205L163 202V203H162L163 206H160V207H159L160 209H159L158 207L156 208V205H154L155 208H156L157 210L155 209L156 211H154V209H153V211H154V212H157V215H159V216H160V214H161V212H162L161 207H163V208H162L163 210H166V208H167V206H168L167 211H172V212L174 211L175 208H176V209H177V208L179 209V207H180V209H181V210H178V209L176 210V209H175V211H174L175 213H174V212H173V213L170 212L172 215H171V214L169 215L168 212L166 211L167 214L165 213L166 215H164V218H162V216H160V218L163 219V221H162V220H160V221H161V223L163 222V225H164V226H163L162 224L159 223V222H160V221H159L160 218H159V217L156 218V220L158 221V222H156V223H159V224H157V225H159V227H158L157 229L160 230L161 228L163 229L164 227H167L166 230H168V231H165V232H164V229H165V228H164L163 230L161 229L160 231L158 230V231H159V234H158L159 236H160V232H161V231L164 232V233L161 232V233H162V234H161L162 236H163V234L166 235V236L164 235L163 237L161 236L162 238H159V239H158L159 242L164 241L165 243L163 242V243H164V244L162 243L163 245H167V244H175V247H176V248H179V246H180V245H179V246L177 245L178 242L180 243L181 240H182V241H181L180 244H183V242H185L184 245H186V247H189V250H190V251H186V250H188V248L184 247V245H182V246L180 247V248H181V251H180V249H179V250L176 249V250H177L178 253H181V252H182V254L184 253L185 256H184V255H183V256L181 255V257H185V259L189 256V258H187L186 260L190 259V261H187V262L190 263V264H195V263H193V262H194V259H195V260L197 259L196 261L200 262V261H201L200 258H199L200 255H201V256L204 255V256H202V257H204V258H202V257L200 256L201 259H202L203 261L206 260V262H204V263H207V261H208L210 258H212V259H210V261L208 262V264H209L210 262H212V264H214V263H219L218 261H221V260H223V259H224L225 262L227 263L228 260L234 259V258H233V255H234L235 253H234V254H231V255H230V253H229V256H230V257L232 256L231 259H230L229 256H227V257H223L224 255L222 256L221 254H219V253H221V252H219V251H221V249H218V247H220V245L222 244L221 242H223V240H220V239H222V238H220L221 236L219 237V235H221L220 232H223V234H224V231H225V234H224V235H226V234L228 235V231H227L226 229L220 231V229L218 228V227H222V226H219V225H218V223L220 224V222L218 221L219 218H218V220H217V218H215V217H216V216H215L216 214H214V213H215L217 210H214V213H213L211 219L208 218L209 221H210V226H211V227H214V228H215L214 230H212L211 227L208 225L209 222H208V223H205V222L208 221V219H205V218H204L205 215H206V212H207L208 214H209V212H212V211H211L212 208L215 207L214 209H216V207H217V209H218L219 204L221 203V202L218 203L219 200H220V199H219V198H220L219 195H220V194L222 195V194H224V193H228L227 191H223L222 189H220L221 192H223V193H220L217 189L215 190V188H213V186H214V187H217V185L215 186V184L211 186V187L213 188V190H211V191H217L218 193H217V192H215V193L211 192L210 194H212V195L209 194V192H210V188H211V187H209V186H206L205 188H202V187L199 185V186H198L199 188L196 186V188L193 189L194 192H196V193H198V192H197L198 189H199V190L202 189L201 192L204 193V194H202V193L199 191V193L201 194V195H200V194H199V195H200L201 197H204V198H200L201 200H200V199H198V200H200V204L202 205V207H203V204H204V207L208 204L207 207H205L204 209L200 206L203 210H205V213L203 212L202 209H201L200 211H199V210H196L197 207L200 209V207H199L200 204H198V203H197L198 205H197V204H193V205H191V206L187 209V211L189 210L187 214H190V212H191V214H190L191 216H193V215H192V212H193V211H192V209H193L192 206H193V207H196V208L193 209L194 212H195L196 214H197L196 211H198L199 214H200V212H202V213L205 214L204 217H202V219L204 218V219L207 220V221H204V220H202L201 218L196 219V218H197L196 216H200V217H201V216H202V213H201L200 215H199V214H198V215L195 214L196 216L194 215V216L196 217V218H195L196 226H195V225H191V224H193V223L195 224V222H193L194 220H192L193 217H191L190 215H187L185 212H183V211H185V208L181 205L180 201H179V204H177L178 201L175 202L174 199L172 200L173 197H176L175 195H178V196H179V191H182V189L185 191V189L188 188V186H187L186 183H184V185H182L183 183L178 182V181H179V178H176V179H177L176 182H175V180H174V178H173V179H172L173 184H172V182H170V183H171L172 185H175V186H172V185L169 183L168 179H167V180H164V181L162 180V182H163V184H164L165 186H164L163 188H160L161 186H163L162 182L160 181V180L163 179V178H160L159 181H158L159 183L161 182L160 184L157 182V183H156L157 185L154 186V187H153L151 184H148V186H147V184H145L146 187H143V185H142V184L140 183V181H139V180H141ZM184 178H185V177H184ZM222 178H223V179H222ZM230 178H231V179H230ZM243 178H244V180H243ZM214 179H215V180H214ZM233 179H234V180H233ZM152 180H150V181H152ZM156 180H157V181H156ZM185 180L187 181V179H185ZM228 180H229L230 182H228ZM231 180H232V182H231ZM241 180H240V181H239V180L237 181L238 184L243 183V182H241ZM166 181H167V182H166ZM206 181H207V183L205 184ZM208 181H209V182H208ZM247 181H248V180H247ZM164 182H165L166 184H165ZM174 182H175V183H174ZM177 182H178V185L181 184V187H180V186H179V187L177 186ZM189 182H190V183H189ZM239 182H240V183H239ZM250 182H251V183H252V182H253V183L255 182V183H254L255 185H254L253 183H252V185H254V187L257 188L256 191H258V194H259V192L261 191V189H263V190L260 192L259 195L262 194V195H263V198H264V186H263L264 184L261 185V184H260L261 182L259 183V182H256V181H250ZM213 183H212V184H213ZM229 183H230V184H229ZM248 183H249V182H247L246 184L248 185ZM161 184H162V185H161ZM168 184H170L171 186H169ZM189 184H190V185H189ZM194 184H193V185H194ZM244 184H243V185H244ZM246 184H245V185H246ZM257 184H258V185L260 184V185L258 186ZM149 185H151V187H153V188H155V189H154V190H153L152 188H151V189H148V188L150 187ZM160 185H161V186H160ZM166 185L169 186L168 189H165V188H167ZM159 186H160V187H159ZM182 186H183V188H182ZM184 186H186V187L184 188ZM262 186H263V187H262ZM135 187H136V188H135ZM139 187L141 188V190L139 189ZM147 187H148V188H147ZM156 187H157V188H160V189H156ZM208 187H209V189L206 190V188H208ZM258 187H259V188H258ZM146 188H147L148 190H147ZM217 188H219V187H217ZM224 188H226V187H224ZM142 189H144V190L142 191ZM162 189L165 190L166 194L163 192ZM196 189H197V191H196ZM204 189H205V190H204ZM146 190H147V191H146ZM149 190H150V191L152 190L153 193H155V190H157V191H158V190H162L161 192H162L164 195H162V193L159 191L160 193H156V194H154V197H153V196H152V195H153L152 192H150V195H146V197H145L146 199H144V195L147 194V193H149V192H148ZM203 190H204V192H203ZM259 190H260V191H259ZM140 191H141V192H140ZM144 191H145L146 193H145ZM175 191H176V193H177V192H178V193L175 194V193H174ZM184 191H182V192H184ZM206 191H208V193H206L207 195L205 194ZM167 192H172V196H171L170 193H167ZM182 192H181V193H182ZM143 193H144V194H143ZM181 193H180V194H181ZM184 193H185V192H184ZM184 193H182V194H184ZM135 194H137V193H135ZM142 194H143V195H142ZM151 194H152V195H151ZM157 194H160V195H161V196H160V195L157 196L158 199H157L156 196H155V195H157ZM168 194H169L171 197H170V196H167V197H169V198L171 199V202L173 201V204L170 202V199H169V198H167V197L165 198V195H168ZM208 194H209V195H208ZM213 194H215V195H214V197H215V200H214L215 204H214V205H215V206H212L213 203H214L213 200H212ZM216 194H218V195H217L218 197H216ZM199 195H198V196H199ZM202 195H203V196H202ZM205 195H206V196H211V198L209 197V200H207L208 198L205 197ZM262 195H261V197H262ZM200 196H199V197H200ZM152 197H153V198H152ZM159 197L161 198V200L163 199L162 202L159 200ZM163 197H164V198H163ZM214 197H213V198H214ZM142 198H143V200H141ZM150 198L153 199V200L151 201ZM139 199L141 200V202H143V204L140 203V200H139ZM166 199H169V200H166ZM175 199L177 200V198H175ZM202 199H204V200L206 199L205 202H204V200L202 201ZM218 199H219V200H218ZM164 200H165V201H164ZM198 200H197V202H198ZM210 200H212V202H211ZM150 201H151V202H150ZM208 201L211 202L212 205H209V203H207ZM164 202H165V203H164ZM166 202H170V203H171V204H170L171 207H169V204L166 203ZM201 202H202V203H201ZM203 202H204V203H203ZM216 202H217V204H216ZM136 203H137V201H136ZM195 203H196V201H195ZM145 204H146V203H145ZM145 204H144V205H145ZM167 204H168V205H167ZM174 204L177 205V206H175ZM262 204H263V203L261 202V205H262ZM144 205H143V206H144ZM149 205H148V206H149ZM164 205H167V206H164ZM178 205H179V206H178ZM194 205H196V206H194ZM216 205H217V206H216ZM208 206H210V207H209L210 209L208 208ZM258 206L261 207V206H260V203L257 205V207H258ZM137 207H140V206H137ZM144 207H145V209H147V204H146V206H144ZM164 207H166V208L164 209ZM172 207H173V208H172ZM259 207H258L257 209H255L253 212H256V214H257V212H258L259 214H257V215H259V216L262 215V216H263V214H261V213H263V212H262V211L259 212V211H260V209H262V208L264 207V205H263L261 208H259ZM169 208H170V209H169ZM183 208H184V209H183ZM206 208H208L209 211H207ZM220 208H221V206H220ZM220 208H219V210H220ZM90 209H91V208H90ZM97 209H98V208H97ZM158 209H159V210H158ZM168 209H169V210H168ZM182 209H183V210H182ZM258 209H259V211H258ZM263 209H264V208H263ZM263 209H262V210H263ZM132 210H133V209H132ZM195 210H196V211H195ZM212 210H213V209H212ZM130 211H131V210H130ZM133 211H134V210H133ZM159 211H161V212L158 213ZM179 211L182 212L183 214L185 213V214L183 215L184 217H186V216H187V217H190V219L186 217V218H187V221L190 220V221H189L190 224H187L188 222H186L185 224L189 225L190 227H191V226L194 227L193 230L190 231V230H189L190 227H189V226L186 227L187 225H185L184 223H182V225L184 224V226L186 227V229L188 228L187 230L190 231V232L185 231V232H186L185 234H187V232H188V235H189V233H190V235L192 236V237H191V236L189 235L190 238H191V240L186 239L185 234H183V233H184V229H185L184 226H182V227H183V232H180V233H182V235H180V237H182V236H183V237H182V238L179 237V234H180V233H179V228H180V230H181V226H180V225L177 226L176 223L173 222V221H176V220L178 221V220L180 219V218H179L180 215L178 216L179 219H177V215L179 214ZM187 211H186V212H187ZM263 211H264V210H263ZM131 212H132V211H131ZM194 212H193V213H194ZM163 213H164V211H163ZM163 213H162L161 215H163ZM176 213H178V214H176ZM174 214L176 215V216H174V217H176L175 219L172 218V216H173ZM208 214H207V215H208ZM210 214H211V213H210ZM210 214H209V215H210ZM167 215H168V216H167ZM207 215H206V217H209V215H208V216H207ZM238 215H239L238 213H237V215H236V214H235V215L233 214L234 217H232V218L230 217V218H231V220H232V219H234V220L231 221L230 218L228 217V219H229L230 221L227 219L229 222L226 220V221H224L223 224H225V222H226V223L229 225V227H230V225H231L230 223L233 222L232 224H234V226H236V225H237V223H236L237 220H236V219H240V218L242 219V215H241V214H240V216H238ZM210 216H211V215H210ZM259 216H258V217H259ZM165 217H166V219H168V220H166ZM168 217H169V218H168ZM213 217L215 218V221H217V226H218V227H215V225H214V226L212 225V224L215 222L214 219H213ZM237 217H238V218H237ZM239 217H240V218H239ZM258 217H257V218H258ZM260 217H261V216H260ZM260 217L257 219V218L254 216V218H256L258 221H260V223L262 224V221H263L264 218L262 219V217H261V219H260ZM263 217H264V216H263ZM158 218H159V219H158ZM170 219H171V221H170ZM172 219H173V221H172ZM200 219H201V223H202V224H203V222H204V223H205L206 225H208V226H206L205 224L202 225V224L200 223ZM241 219H240V220H241ZM256 219H255V220H256ZM196 220L199 221V223H198ZM212 220H213V221H212ZM224 220H225V219H224ZM235 220H236V221H235ZM164 221H165V223H164ZM177 221H176V222H177ZM211 221H212L213 223H211ZM234 221H235V222H234ZM238 221H239V220H238ZM258 221H257V223H259ZM172 222H173V223H172ZM178 222H180V221H178ZM191 222H192V223H191ZM170 223H171V225L174 226V227L177 226V227H176L177 229L174 228V227H173V228L176 229V230L178 231V232H177V231L175 230V232L178 233V234H176V236L179 237L180 241H172V240H168L169 243L165 241L167 238L170 239V236L167 237V234H170L171 232H172V234H170V235H172V236H171V239L176 240V238H177V240H178V237H176L175 234H174L175 232H173V231H174L173 228H172L173 231L170 230V232H169V225H170ZM215 223H216V222H215ZM260 223H259V224H260ZM263 223H264V221H263ZM165 224H166V225H165ZM177 224H178V223H177ZM180 224H181V223H180ZM198 224H201V225H198ZM221 224H222V223H221ZM221 224H220V225H221ZM223 224H222V225H223ZM235 224H236V225H235ZM259 224H257L256 226H261L262 229H263V228H264V225H259ZM171 225H170V229H171ZM175 225H176V226H175ZM228 225H227V226H228ZM161 226H162V227H161ZM202 226H203V227H202ZM223 226H224V225H223ZM232 226H233V225H232ZM238 226H239V224H238ZM242 226H243L244 231H245L246 229H247L246 231H248V230L251 231V229H253V227H251V226L247 227L246 229L244 228L245 225H241L240 227L242 228ZM178 227H179V228H178ZM192 227H191V229H192ZM196 227H197V228L199 227V228L196 229ZM204 227L206 228V230H205ZM229 227H228V228H229ZM245 227H246V226H245ZM202 228H203L204 230H203ZM222 228H223V227H222ZM225 228H226V227H225ZM248 228H250V229H248ZM186 229H185V230H186ZM199 229H200L201 232H202V231H203V232L201 233L200 231H198ZM216 229H218L216 232L220 231V232L218 233V236H217V237H216V236H213V235L210 236L212 231H213L214 235L216 234V233L214 232ZM194 230H195V231H194ZM207 230H209L210 233H208L209 231H207ZM181 231H182V230H181ZM196 231H197V233H195ZM204 231H205L206 233H204ZM263 231H264V229H263ZM166 232H169V233H166ZM191 232H193V234H191ZM226 232H227V233H226ZM194 233H195V234H194ZM173 234H174V235H173ZM196 234H198L199 236H197ZM200 234H201V235H200ZM208 234H209V235H208ZM263 234H264V232H263ZM193 235H194V236H193ZM195 235H196V236H195ZM203 235H208V237L206 236V238H205ZM216 235H217V234H216ZM159 236H158V237H159ZM173 236H174V238H173ZM189 236H188V237H189ZM200 236H203V237L201 238L202 241H204L203 243H202V241H200ZM158 237H157V238H158ZM166 237H167V238H166ZM175 237H176V238H175ZM188 237H187V238H188ZM193 237H196V240H194L195 238L193 239ZM197 237H198V240H197ZM211 237H214V240H213V238H211ZM261 237H262V238L259 237V238L257 239L258 242H260V243H261V241L264 239V235H261ZM163 238H165V240H163ZM183 238L185 239L184 241H183ZM204 238H205V239H204ZM208 238H209V239H208ZM160 239H161V240H160ZM206 239H207V240H206ZM210 239H212L213 242H214L215 244H218V243H219V245L217 246V248L215 247V246H216L215 244H212V245H214V246H209V249H208V247H205V246H204V244L207 245V244H209V243H210L209 245H211L212 240H210ZM234 239H235V240H234ZM259 239H260V240H259ZM261 239H262V240H261ZM86 240H90V239H89V238H88V239L86 238ZM192 240H193V241H192ZM205 240H206V241H205ZM218 240H220L221 242L218 241ZM229 240H230V239H228V241H229ZM236 240H237L236 238H233L231 241H229V242H227V243H228L229 245H231L232 248H233V246H234L235 244H237L238 242H245V241H240V240H239V241H236ZM191 241H192V242H191ZM196 241L198 242V244L195 243ZM209 241H211V242H209ZM217 241H218V242H217ZM248 241H249V240H248ZM263 241H264V240H263ZM263 241H262V242H263ZM157 242H158V241H157ZM174 242H175V243H174ZM188 242H189L190 245L188 244ZM199 242H201V244H200ZM207 242H208V243H207ZM232 242H233V245H232ZM236 242H237V243H236ZM246 242H247V240H246ZM166 243H167V244H166ZM186 243H187V244H186ZM220 243H221V244H220ZM234 243H235V244H234ZM162 244H160V245H162ZM194 244H196V245H194ZM238 244H239V243H238ZM238 244H237V246H238ZM200 245H201V246H200ZM202 245H203V247H204L205 249L202 247ZM177 246H178V247H177ZM191 246H192V248H191ZM199 246H200L201 248H203L202 252H201V250H200L201 248L198 249ZM237 246H234V247H235V250H237V252H238V251L240 250V248L238 247V249H239V250H238V249L236 248ZM141 247H142V245H141ZM195 247H197V248H196V250L194 249V251H193L192 249L195 248ZM211 247H212V248H211ZM213 247H214V248H213ZM185 248H186V249H185ZM190 248H191V249H190ZM141 249H142V251L145 250L143 247L140 248V250H141ZM210 249H211V250H210ZM215 249H216V250L218 249L219 251H218V250L215 251ZM183 250H185L186 252L183 251ZM204 250H205V251H204ZM209 250H210V251H209ZM142 251H141V252H142ZM159 251H160V250H159ZM199 251L201 252V254H200ZM207 251H208V252H207ZM213 251H214V253H215L216 255L213 254ZM231 251H232V249H231ZM233 251H234V249H233ZM233 251H232V252H233ZM141 252H140V254L138 253L139 255L137 254V255H138V258H139V263H138V264H140V261H141V264H143L142 262H144L143 260H145V258L143 259V257H144V256L146 257L147 254H146V255H145V254L143 255V253H148V254L151 253L150 251H148V252H147V251H146V252L144 251L143 253H141ZM149 252H150V253H149ZM173 252H176V251H174V249H173ZM177 252H176L177 256L180 255V254H178ZM187 252H188V254H187ZM191 252L194 253V255L190 256V254H192ZM198 252H199V254H198ZM205 252L208 253V254H206ZM211 252H212V253H211ZM235 252H236V251H235ZM189 253H190V254H189ZM195 253H197V254H195ZM204 253L207 255V257H206V255H205ZM141 254H142V255H141ZM152 254H154V253L152 252L150 255H152ZM176 254L174 253L175 256H176ZM186 254H187V255H186ZM218 254H219V255H218ZM222 254H223V253H222ZM140 255H141V256H140ZM150 255L146 257V260H145V261H146V262H149V261L152 262V261H153V263H150V262H149V264H154L155 261H156V260H155L156 256H159V255H161V254H160V252H159V253L157 252V255H155V256L153 255L154 257L151 256V258L153 257L152 260L150 259ZM195 255H197L198 258H197V256L195 257ZM211 255H213V256H211ZM214 255H215V256H214ZM142 256H143V257H142ZM177 256L174 257V259H178V260L181 259V260H184V258L182 259L180 256H178V257H180V258H178ZM208 256H209V257L211 256V257L209 258ZM216 256H217V257L220 256V257H219L220 259L217 258ZM234 256H235V255H234ZM140 257H142L141 260H140ZM194 257H195V258H194ZM214 257H216V258H214ZM221 257H222V258H221ZM228 257H229V259L227 260ZM236 257H237V258H236ZM240 257H243V256H241V255L238 256L237 253H236L235 258H236V259H238V258L240 259ZM193 258H194V259H193ZM205 258H206V259H205ZM213 258L215 259L216 262H213V260H214ZM142 259H143V260H142ZM149 259H150V260H149ZM156 259H157V258H156ZM191 259L193 260V262H191V261H192ZM207 259H208V260H207ZM262 259H263V258H262ZM147 260H148V261H147ZM186 260H185V261H186ZM224 260H223V261H224ZM196 261H195V262H196ZM146 262H144V264H148V263H146ZM198 262H197L196 264H198ZM225 262H222V261H221L222 264H223V263L225 264ZM221 263H219V264H221Z\"/></svg>",
    "mask_w": 264,
    "mask_h": 264
}]
</instances>
